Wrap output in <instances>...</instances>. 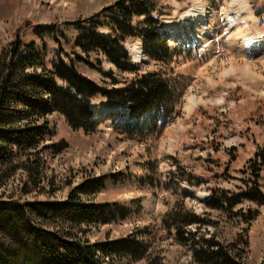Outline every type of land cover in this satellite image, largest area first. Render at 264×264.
Returning <instances> with one entry per match:
<instances>
[{"label": "rangeland", "instance_id": "rangeland-1", "mask_svg": "<svg viewBox=\"0 0 264 264\" xmlns=\"http://www.w3.org/2000/svg\"><path fill=\"white\" fill-rule=\"evenodd\" d=\"M118 1L0 0V57L18 35L23 56H38L34 62L39 67L28 73L40 74L63 60L97 85L111 88L115 80L122 87L131 74L75 45L82 28ZM226 3L211 0L206 14L182 20L165 0L159 4L167 14L160 18V29L172 50L181 47L174 59L176 73L185 78L179 117L141 138L113 130V121L128 113L105 99L92 101L98 122L94 133L75 131L53 113L47 118L46 149L39 156L44 168L38 187L30 185L22 193L25 173L18 170L0 188L1 200L20 196L22 204L65 202L82 184L104 180L102 189L85 185L75 196L83 204L107 206L112 215L94 224L76 221L74 229L80 228L84 233L78 236L90 245L133 239L145 256L97 253L99 264H228L221 250L239 264H264V205L235 203L239 194H257L251 193L255 188L264 195V39L239 50L242 54L230 47L228 29L217 22ZM252 3L255 14L264 17V0ZM99 33L109 35L106 29ZM32 43L35 53L27 47ZM146 59L141 54L138 61L122 65L154 69ZM214 190L227 193L234 205H207ZM187 212L204 221L188 227L192 241L186 240L188 231L183 240L167 224L168 214ZM17 232L20 237L12 242L18 245L12 247L21 255H15L13 264H56L39 259L34 240L22 229Z\"/></svg>", "mask_w": 264, "mask_h": 264}, {"label": "trees", "instance_id": "trees-1", "mask_svg": "<svg viewBox=\"0 0 264 264\" xmlns=\"http://www.w3.org/2000/svg\"><path fill=\"white\" fill-rule=\"evenodd\" d=\"M162 1L120 0L99 12L95 16L98 20H90L76 39V47L86 54H98L120 73L131 74L124 79L122 87L113 80V73L109 77L113 80L112 85L117 87H103L81 75L73 62L63 60L53 64L50 70L42 68L40 74L28 73L29 68L36 70L39 67L34 62L38 56H23L20 39L16 36L11 50L0 57V188L5 187L18 170L25 173L22 193H28L30 185L38 187L44 168L39 156L46 149L42 146L49 134L47 118L53 113L63 116L75 131L94 133L98 122L92 101L105 99L123 107L128 113L127 116L121 113L120 118L113 121V130L121 135L141 138L158 131L160 123L169 124L179 117L180 82L185 78L176 73L177 60L174 59L181 47L172 50L167 33L160 29V18L167 15L165 8L159 5ZM100 29H106L109 35L103 36L99 33ZM137 36L142 37L143 54L148 64L153 63L154 69H133L122 65L131 61L125 41ZM27 47L36 52L33 43ZM85 185L102 189L104 180L82 184L65 202L22 204L20 196H8V200H1L3 194L0 195V264H13L15 255H21L12 247L18 245L17 241H12L20 237L19 229L34 240L33 247L39 259L45 262L99 264L101 262H96L97 253L110 256L124 253L134 259L144 258L143 249L130 238L96 245L82 241L78 233L84 232L80 228L74 229L76 221L80 225H88L112 215L107 206L83 204L75 196L77 191H85ZM258 190L255 188L251 192L257 193L255 195L239 194L235 203L249 200L264 205V195ZM221 203L228 204L229 208L234 205L227 193L212 191L207 205L214 207ZM4 212L13 215H5ZM38 218L46 220V223ZM69 218L75 219L74 223V219L70 222L71 226ZM202 221L193 213H170L167 224L175 228L183 240L184 231H188L189 238L186 240L192 241L194 234L188 227ZM219 253L228 264H239L229 252L221 250Z\"/></svg>", "mask_w": 264, "mask_h": 264}, {"label": "clouds", "instance_id": "clouds-1", "mask_svg": "<svg viewBox=\"0 0 264 264\" xmlns=\"http://www.w3.org/2000/svg\"><path fill=\"white\" fill-rule=\"evenodd\" d=\"M165 2L174 8L177 18L182 20L189 16L206 14L211 0H165ZM217 22L228 29L227 42L240 54L242 53L239 50L264 39V17L255 14L252 0H227L223 11L217 15ZM124 46L133 61L141 58L142 37L137 36L125 41Z\"/></svg>", "mask_w": 264, "mask_h": 264}, {"label": "bare ground", "instance_id": "bare-ground-1", "mask_svg": "<svg viewBox=\"0 0 264 264\" xmlns=\"http://www.w3.org/2000/svg\"><path fill=\"white\" fill-rule=\"evenodd\" d=\"M203 15V14H202ZM202 15H199V16H202ZM134 54H137V53H134ZM250 65V64H249ZM191 99H189V101H190ZM193 100V99H192ZM191 100V101H192ZM193 101H195V100H193ZM192 104V106H193V102L191 103ZM191 104L190 105H188V107H187V109H189V110H192L191 108H192V106H191ZM195 105V104H194Z\"/></svg>", "mask_w": 264, "mask_h": 264}]
</instances>
